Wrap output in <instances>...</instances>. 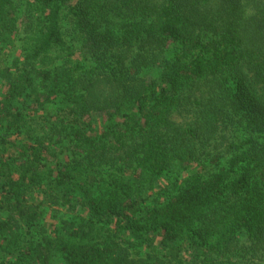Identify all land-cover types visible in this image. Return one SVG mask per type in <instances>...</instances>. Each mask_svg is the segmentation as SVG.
I'll return each mask as SVG.
<instances>
[{"label": "trees", "instance_id": "16d2710c", "mask_svg": "<svg viewBox=\"0 0 264 264\" xmlns=\"http://www.w3.org/2000/svg\"><path fill=\"white\" fill-rule=\"evenodd\" d=\"M0 264H264V0H0Z\"/></svg>", "mask_w": 264, "mask_h": 264}, {"label": "rangeland", "instance_id": "374dc122", "mask_svg": "<svg viewBox=\"0 0 264 264\" xmlns=\"http://www.w3.org/2000/svg\"><path fill=\"white\" fill-rule=\"evenodd\" d=\"M42 199V195L40 197H38V200L40 201ZM43 222H46V223H49L51 222L52 220L50 218H43L42 220Z\"/></svg>", "mask_w": 264, "mask_h": 264}]
</instances>
